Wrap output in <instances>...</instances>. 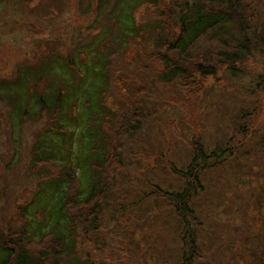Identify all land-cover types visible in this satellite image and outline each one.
<instances>
[{"label": "rangeland", "instance_id": "obj_1", "mask_svg": "<svg viewBox=\"0 0 264 264\" xmlns=\"http://www.w3.org/2000/svg\"><path fill=\"white\" fill-rule=\"evenodd\" d=\"M194 1L133 6L137 29L120 33L111 14L125 15L133 0H0V92L20 90L17 106L32 83L43 94L80 79L65 95L68 103L77 98L76 108L58 120H22L0 102V237L24 228L37 257L52 249L46 264L54 254L59 264H187L188 257L190 264H264V0H243L242 25L232 14L181 61L167 49L179 33L177 8ZM243 33L250 48L230 69L220 54L243 45ZM102 53L110 56L96 61ZM166 57L181 62L186 76L161 79ZM106 60L102 78L95 71ZM206 68L215 75L201 73ZM19 69L27 70L20 72L25 84L14 83ZM100 97L102 129L89 134L110 154H100L108 162L99 197L86 201L90 146L80 130L91 119L85 101ZM67 161L75 223L69 255L46 234L58 218L59 191L69 188L56 179Z\"/></svg>", "mask_w": 264, "mask_h": 264}, {"label": "trees", "instance_id": "obj_2", "mask_svg": "<svg viewBox=\"0 0 264 264\" xmlns=\"http://www.w3.org/2000/svg\"><path fill=\"white\" fill-rule=\"evenodd\" d=\"M134 2H128L125 6L126 8V18L128 20V24L123 25L122 24V18L125 15L122 13L116 14L112 12V17L114 22H117L118 28L120 33L122 32H130L133 30V28H136L134 26V23L130 22V10L132 9L133 6H140L145 4L147 0H133ZM176 1V0H175ZM243 0H209V1H194L192 4H186L183 7H178V28H179V33L178 36H175L174 39L169 43V47L167 51L169 53L175 54V56L180 59L181 61H184L183 56H186L190 50L194 48V44L207 32L215 30L217 27H220L222 25H225L227 23H232V14L234 17L237 19L239 22L238 24L242 25L245 22L244 15L240 12V8L243 6L242 4ZM245 38L242 39V42L244 43L243 45H235L233 46V51H228L223 54H220L221 58H224L220 60L221 64L227 65L228 68L233 69L235 67L234 65H237L238 63L242 62L243 59V54L248 51L249 43H248V36L243 33ZM259 43L262 47L264 46V38H261L259 40ZM177 53V54H176ZM103 56L97 57L96 61L102 59L105 57L106 53H102ZM169 55V56H171ZM179 55V56H178ZM110 55L107 54L106 57L108 58ZM163 57V56H162ZM167 58V57H166ZM165 59V58H164ZM50 61L52 62H57V57L56 56H50ZM167 64L165 65L166 68L168 69L167 72H163L162 75H160V78L166 80L167 82L173 81V78H180L186 76V68L183 67L181 62H177L174 60H169L168 58L165 59ZM49 62V61H48ZM105 68L103 65V70L100 71H95L97 75H99L102 78H106V65L108 64V61H105ZM67 67L73 68L75 71H68L74 76V72H79L78 68L76 67V62L74 61L73 57H69L67 62H66ZM28 69V68H27ZM23 71L27 70H21L19 69L17 71V77L14 83L18 84H25V81L22 80L24 75H22ZM22 72V73H20ZM20 73V74H19ZM205 76L207 75H215L214 69L211 68H206L201 71ZM81 78V75H80ZM73 79V77H72ZM79 78L75 77L72 82H66V80H61L59 84L53 85V87L50 88V91L43 92L41 94L39 92V89H36V87L32 88V85L30 87L26 88V93L24 96L23 103L20 105L16 106L17 100H20V93L19 92H8L3 93L0 92V102H6L8 107L15 108V114L16 116L19 115L22 120H29V119H34V120H40V118L46 116L48 119H52L53 116L58 120V117L63 114V112H70V110H74L76 108V100H73V102H66V96L69 91V86L74 82L77 81ZM43 79H39L41 81ZM80 80V79H79ZM38 81V82H39ZM3 84V82H0ZM37 84V83H35ZM74 84V83H73ZM97 94L99 96H104L105 94V87L96 90ZM66 95V96H65ZM102 97H100L98 102H91L89 100L85 101V106L87 109L90 110V121L86 123V125L83 127V130H80V135L81 138L86 136L85 138L80 139L81 143L85 145V147L90 146L88 151V158H89V169H90V177L88 179V188H89V194L87 195L86 201L89 200H94L96 197H99V193L102 189V184H100V179L102 176L101 171L105 167V164L108 161H99L100 154L104 153L105 157L108 158V155L110 154L107 153L103 139L101 138H90L89 134L90 132L97 134V132L101 131V120L102 117H100V112L104 111V105L102 102ZM17 110V111H16ZM105 113H103L104 115ZM5 116V115H4ZM6 120V119H5ZM51 130L56 129L54 127L50 128ZM62 132H66L65 130ZM101 135V134H99ZM103 135V134H102ZM101 135V136H102ZM215 155V153H212ZM200 156L202 158H207L205 157L206 154H203L200 152ZM216 156V155H215ZM91 158V160H90ZM196 160V157H195ZM38 162H43V161H38ZM45 165V164H44ZM54 165V164H53ZM58 172L59 176L56 178L58 181L61 182H67L69 185V188L63 189L62 191H59V195L57 197L58 200L55 202V204L52 206L54 208L55 212V217L58 216L56 222L51 224L50 228L47 230L46 234H50L53 238L52 242H59V247L60 250H62V254L69 255L68 252L74 250L75 247V241H74V235L73 231L75 228V223L74 219L72 216L69 214L68 210L72 206L74 200L72 197L69 196V193L72 192L71 184H74V180L72 177H70L68 171H71V166L72 163L69 161L66 162L65 166H60ZM46 166H43L45 168ZM38 168V167H37ZM88 169V171H89ZM45 170V169H44ZM193 186L192 184L189 185L191 188ZM192 190V189H190ZM76 191V190H75ZM190 194L187 192L180 196L181 200H186ZM183 213L184 210H183ZM187 213V212H186ZM190 215V214H189ZM188 215V216H189ZM186 216V214H184ZM185 223L188 222L189 219L184 218ZM189 229V226H188ZM12 234L16 237L12 238L7 237V234L5 231H2V236L0 237L3 238L2 243L0 244V264H46L50 251L52 249H47L46 251L42 252L41 254L47 255V259L45 257H37V254L34 251H31L30 248L28 247L31 243H33L30 238L28 232L23 228V230L19 233L12 232ZM11 234V235H12ZM45 234V235H46ZM44 235V236H45ZM43 236V237H44ZM69 252V253H70ZM68 258V256H66ZM187 264H190L191 260L190 258H186ZM40 260V262H39ZM60 256H57L56 254L53 255V260L49 262L48 264H59L60 261ZM68 260V261H67ZM67 263L69 262V258L67 259ZM64 261V263H66Z\"/></svg>", "mask_w": 264, "mask_h": 264}]
</instances>
